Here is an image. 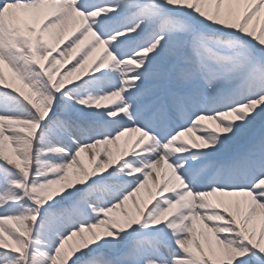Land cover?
<instances>
[{"label":"snow or ice","instance_id":"6c2138e0","mask_svg":"<svg viewBox=\"0 0 264 264\" xmlns=\"http://www.w3.org/2000/svg\"><path fill=\"white\" fill-rule=\"evenodd\" d=\"M0 264H264V0H0Z\"/></svg>","mask_w":264,"mask_h":264},{"label":"rangeland","instance_id":"374dc122","mask_svg":"<svg viewBox=\"0 0 264 264\" xmlns=\"http://www.w3.org/2000/svg\"><path fill=\"white\" fill-rule=\"evenodd\" d=\"M84 160H85V163L87 164L88 161H87V157L86 156L84 157Z\"/></svg>","mask_w":264,"mask_h":264}]
</instances>
